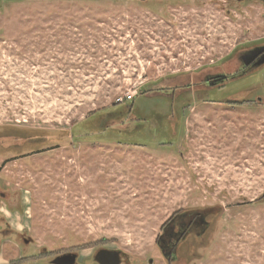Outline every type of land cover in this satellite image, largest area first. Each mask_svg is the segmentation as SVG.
<instances>
[{"label": "rangeland", "instance_id": "rangeland-1", "mask_svg": "<svg viewBox=\"0 0 264 264\" xmlns=\"http://www.w3.org/2000/svg\"><path fill=\"white\" fill-rule=\"evenodd\" d=\"M263 42L261 0H0V146L22 143L16 128L54 133L26 156H15L24 145L0 148V264L67 253L97 264L99 248L122 251L123 264H163L165 220L213 204L222 215L188 264H264V200L254 203L264 195V102L159 92L134 99L146 119L164 116L151 130L146 120L96 136L80 126L140 88L182 87L215 63L232 69L241 48ZM259 74L239 87L264 95Z\"/></svg>", "mask_w": 264, "mask_h": 264}, {"label": "flooded vegetation", "instance_id": "flooded-vegetation-1", "mask_svg": "<svg viewBox=\"0 0 264 264\" xmlns=\"http://www.w3.org/2000/svg\"><path fill=\"white\" fill-rule=\"evenodd\" d=\"M142 1L145 3L151 1L171 3L176 0ZM235 61H237L236 64L235 62L231 64L233 65L234 63L232 69L226 70L221 69L219 63H215V66L210 65L211 67L201 72L203 74L198 80L197 76L200 73L196 71L190 72L188 74L190 75L188 76L190 81L186 85L182 87L161 85L159 92L179 99L175 90H182L181 95L187 96L193 93L194 97L202 96V98L209 101V104H224L231 108H239L245 103H250L248 104L249 107L263 103L264 95L259 93L258 89L239 86H241L243 78L257 76L259 79L260 71L264 75V42L251 45L248 48H241ZM173 78L178 79L179 76ZM164 79L168 82L170 80L168 78ZM164 79L161 81H164ZM236 85H238L237 89H233L232 87ZM180 102L183 104L186 99ZM171 113L173 112L171 111ZM176 115H178V112ZM221 215L222 208L217 204L186 207L173 212L162 224L155 242L156 251L161 257L163 264H188L190 259L200 254L204 244L211 238L213 229ZM20 238H22L23 242L26 240L24 236H20ZM94 254L92 258L97 263ZM77 259L76 255L75 264ZM127 259L128 256L120 251L118 264L127 262ZM147 262L148 264L153 263L151 258H148Z\"/></svg>", "mask_w": 264, "mask_h": 264}, {"label": "trees", "instance_id": "trees-1", "mask_svg": "<svg viewBox=\"0 0 264 264\" xmlns=\"http://www.w3.org/2000/svg\"><path fill=\"white\" fill-rule=\"evenodd\" d=\"M239 1V0H238ZM155 92V93H154ZM159 93V88L156 89H142L140 88L138 92H136V97H145V96H153V94ZM133 97V99L129 100L128 102H122L118 103L115 102V104L110 108L100 109L97 111L91 112L92 115H97L95 119L89 120L85 125H80L83 129L81 130L85 135H90L95 133L93 132L95 129L100 131V134L108 131V130H116L118 132H126V131H135L138 129L143 128L145 124V120L148 122L149 126L152 129V126H155L157 123H162L165 121L164 116L159 114V112H156L154 110L151 111L150 120L146 119L142 114L140 113L137 106H135L134 99L136 97ZM172 114V113H170ZM167 115L165 116L167 118V122H169V125L172 126L173 123L171 120H173V115ZM159 115V116H157ZM103 120V121H102ZM163 120V121H162ZM94 124V126H93ZM77 125V124H76ZM74 125V127L76 126ZM91 126V127H88ZM73 127V129H74ZM173 129V127H172ZM170 129V130H172ZM5 130V129H3ZM9 130V129H7ZM11 130V128H10ZM75 130V129H74ZM72 130V131H74ZM2 132V131H0ZM173 132V130H172ZM13 133V132H11ZM14 133L17 135L7 136L11 137L17 140H22V143L19 145H14L9 148H4L0 146L1 149L4 151H9L10 149H15L20 146H25V149L19 150L20 153L16 154L15 156H26L27 152L33 153L37 152L42 148V146H46L48 143H52L51 140L53 138L54 133H49L41 130H35V129H14ZM68 134V131H65L64 134ZM77 135V133H75ZM4 137L3 135H0V137ZM96 136V135H95ZM102 136V135H101ZM100 137V136H98ZM117 143H126L131 145H137L141 144L138 142H121L119 140L116 141ZM38 145L36 148L29 147V145ZM171 143L165 142V143H156V145L159 146H169ZM28 146V147H26ZM2 150V151H3ZM3 151V152H4ZM2 154V153H1ZM264 200V195L254 200V203H257L258 201Z\"/></svg>", "mask_w": 264, "mask_h": 264}, {"label": "water", "instance_id": "water-1", "mask_svg": "<svg viewBox=\"0 0 264 264\" xmlns=\"http://www.w3.org/2000/svg\"><path fill=\"white\" fill-rule=\"evenodd\" d=\"M264 1V0H261ZM30 241V239H29ZM28 240L24 241L27 244ZM120 250L102 248L94 254L95 261L98 264H118ZM76 254L67 253L56 256L51 264H75Z\"/></svg>", "mask_w": 264, "mask_h": 264}, {"label": "built area", "instance_id": "built-area-1", "mask_svg": "<svg viewBox=\"0 0 264 264\" xmlns=\"http://www.w3.org/2000/svg\"><path fill=\"white\" fill-rule=\"evenodd\" d=\"M135 94L136 93H129V94H126V95H122V96H120V97H118L116 99V102H118V103L127 102V101L133 99Z\"/></svg>", "mask_w": 264, "mask_h": 264}]
</instances>
